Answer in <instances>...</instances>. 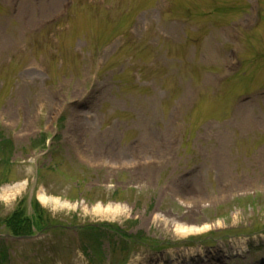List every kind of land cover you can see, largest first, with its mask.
I'll return each instance as SVG.
<instances>
[{
	"label": "rangeland",
	"instance_id": "obj_1",
	"mask_svg": "<svg viewBox=\"0 0 264 264\" xmlns=\"http://www.w3.org/2000/svg\"><path fill=\"white\" fill-rule=\"evenodd\" d=\"M0 264H264V0H0Z\"/></svg>",
	"mask_w": 264,
	"mask_h": 264
},
{
	"label": "trees",
	"instance_id": "obj_2",
	"mask_svg": "<svg viewBox=\"0 0 264 264\" xmlns=\"http://www.w3.org/2000/svg\"><path fill=\"white\" fill-rule=\"evenodd\" d=\"M4 224L8 227L11 233L15 236L29 235L31 234V218L26 215V213L20 209H15L12 214H10ZM88 229H96L95 227H89Z\"/></svg>",
	"mask_w": 264,
	"mask_h": 264
},
{
	"label": "flooded vegetation",
	"instance_id": "obj_3",
	"mask_svg": "<svg viewBox=\"0 0 264 264\" xmlns=\"http://www.w3.org/2000/svg\"><path fill=\"white\" fill-rule=\"evenodd\" d=\"M104 225L105 224H96V225H93V226L100 227L101 229H103V228H105ZM111 230L116 231L115 229H111Z\"/></svg>",
	"mask_w": 264,
	"mask_h": 264
},
{
	"label": "bare ground",
	"instance_id": "obj_4",
	"mask_svg": "<svg viewBox=\"0 0 264 264\" xmlns=\"http://www.w3.org/2000/svg\"><path fill=\"white\" fill-rule=\"evenodd\" d=\"M45 200H46V197L45 196L41 198V201L42 202H46Z\"/></svg>",
	"mask_w": 264,
	"mask_h": 264
}]
</instances>
